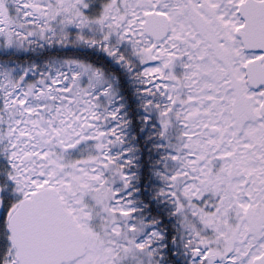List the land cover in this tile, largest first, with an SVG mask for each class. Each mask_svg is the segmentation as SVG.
Segmentation results:
<instances>
[{
  "label": "snow or ice",
  "instance_id": "snow-or-ice-1",
  "mask_svg": "<svg viewBox=\"0 0 264 264\" xmlns=\"http://www.w3.org/2000/svg\"><path fill=\"white\" fill-rule=\"evenodd\" d=\"M0 264H264V0H0Z\"/></svg>",
  "mask_w": 264,
  "mask_h": 264
}]
</instances>
